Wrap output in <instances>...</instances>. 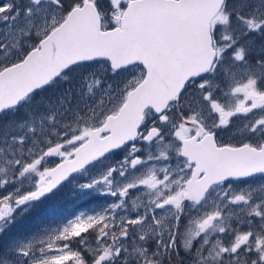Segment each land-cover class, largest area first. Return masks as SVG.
I'll return each instance as SVG.
<instances>
[{"label": "snow or ice", "instance_id": "1", "mask_svg": "<svg viewBox=\"0 0 264 264\" xmlns=\"http://www.w3.org/2000/svg\"><path fill=\"white\" fill-rule=\"evenodd\" d=\"M82 171L0 264H264V0H0V225Z\"/></svg>", "mask_w": 264, "mask_h": 264}, {"label": "rangeland", "instance_id": "2", "mask_svg": "<svg viewBox=\"0 0 264 264\" xmlns=\"http://www.w3.org/2000/svg\"><path fill=\"white\" fill-rule=\"evenodd\" d=\"M88 178L89 174L83 171L74 174L67 183L32 208L16 213V219L11 223L0 225V246L6 247L13 240L30 238L34 233L56 227L61 218H72L100 203L103 200L101 195L78 187Z\"/></svg>", "mask_w": 264, "mask_h": 264}, {"label": "water", "instance_id": "3", "mask_svg": "<svg viewBox=\"0 0 264 264\" xmlns=\"http://www.w3.org/2000/svg\"><path fill=\"white\" fill-rule=\"evenodd\" d=\"M71 175H73V174H71ZM71 175H70V176H71ZM70 176H69V177H70ZM68 179H69V178H68ZM68 179H67V180H68ZM67 180H66V181H67ZM66 181H65V182H66ZM65 182H62V184L65 183ZM62 184H61V185H62Z\"/></svg>", "mask_w": 264, "mask_h": 264}]
</instances>
